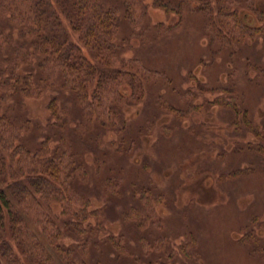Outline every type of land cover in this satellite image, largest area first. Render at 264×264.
<instances>
[{
    "label": "trees",
    "instance_id": "obj_1",
    "mask_svg": "<svg viewBox=\"0 0 264 264\" xmlns=\"http://www.w3.org/2000/svg\"><path fill=\"white\" fill-rule=\"evenodd\" d=\"M147 1L0 0V18L18 37L14 40L0 31V264H88L93 253L98 264L198 263L194 237L179 245V257L163 236H144L143 231L157 229L156 207L165 204L149 180L142 182L137 204L121 214L125 231L107 234L106 204L110 196L121 195L124 183L109 175L101 177L99 164L92 174L75 138L97 145L104 133L112 131L118 140L111 145L118 157L125 158L151 132L158 111L182 121L201 108L192 103L198 93L191 89L180 92L183 110L160 95L151 118L135 124L134 116L127 115L129 107L143 102L154 86L175 88L164 71L120 57L117 41L124 29L129 34L146 24L155 40L184 27L185 20L196 14L202 20L201 37L217 54H232L235 45L264 38V7L255 0H150L154 8L179 20L151 27ZM48 91L56 93L48 104L53 122L47 125L55 133L31 147L34 127L25 116L23 101ZM62 96L71 101L72 109H65ZM211 104L229 113L235 129L245 128L254 136L237 152L264 159V125L254 124L238 88L237 93L233 87L225 90ZM172 133L169 125L161 128L163 137ZM53 141L58 143L52 145ZM93 178L105 192L107 202L100 208H91ZM124 202L126 208V196ZM132 235H137L135 244L130 242ZM258 241L252 232L241 240L250 251L262 253L264 261V249L252 248Z\"/></svg>",
    "mask_w": 264,
    "mask_h": 264
},
{
    "label": "rangeland",
    "instance_id": "obj_2",
    "mask_svg": "<svg viewBox=\"0 0 264 264\" xmlns=\"http://www.w3.org/2000/svg\"><path fill=\"white\" fill-rule=\"evenodd\" d=\"M147 2V23L151 27L159 23L165 26L178 23L177 16L167 15L154 8L150 0ZM255 2L264 7V0ZM198 19L194 14L185 20L184 27L155 40L153 32L145 28L146 24L138 25L129 30V34L124 29L117 42L121 46V58L137 59L146 67L164 71L175 88L173 91L154 86L143 102L129 107L127 115L134 116L135 124L151 118L160 95L176 108L185 109L179 96L187 89L198 93L192 103L201 107L199 111L182 121L175 114L158 111L151 132L142 136L133 154L125 158L118 157L111 145L118 140L112 131L104 133L97 145L81 144L74 138L84 150L92 174L99 164L101 177L109 175L124 183L121 195L110 196L106 204L107 234L117 236L125 231L121 214L137 204L141 184L149 180L163 194L165 204L156 207L159 220L154 225H158L157 229L151 227L143 231L144 236L151 233L154 238L163 236L168 240L169 249H174L179 257V245L194 237L197 242L194 253L199 254L197 264H264L262 253L250 251L241 242L246 233L252 232L259 239L252 248L264 249V167L259 164L264 163V159L237 152L238 146L253 142L254 136L245 128L235 129L229 113L211 104L225 90L233 87L237 93L238 88L254 124L263 127L264 38L235 45L232 54H217L216 48L201 37L202 20ZM9 26L0 18V31L17 40V31ZM141 31L147 32L141 36ZM130 32L134 34L129 36ZM54 95L55 92L48 91L40 98L23 101L25 116L34 127L30 131L31 141L28 137L31 147L49 133H55L47 127L53 122L48 104ZM60 99L65 109H72L69 99L63 96ZM70 124L74 126V121ZM165 125L173 127L170 138L161 134ZM248 167L253 168L251 174L237 171ZM89 186L93 195L91 208L104 206L105 192L98 180L93 178ZM129 238L131 244H135L137 235ZM93 257L94 253L92 257L89 255L88 264H98Z\"/></svg>",
    "mask_w": 264,
    "mask_h": 264
}]
</instances>
